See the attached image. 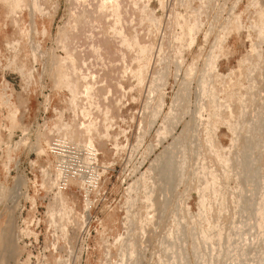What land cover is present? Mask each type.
Returning a JSON list of instances; mask_svg holds the SVG:
<instances>
[{"label": "rangeland", "instance_id": "374dc122", "mask_svg": "<svg viewBox=\"0 0 264 264\" xmlns=\"http://www.w3.org/2000/svg\"><path fill=\"white\" fill-rule=\"evenodd\" d=\"M0 264H264V0H0Z\"/></svg>", "mask_w": 264, "mask_h": 264}, {"label": "bare ground", "instance_id": "6f19581e", "mask_svg": "<svg viewBox=\"0 0 264 264\" xmlns=\"http://www.w3.org/2000/svg\"><path fill=\"white\" fill-rule=\"evenodd\" d=\"M126 38V37H125ZM193 38V37H192ZM127 39V38H126ZM211 65V64H210ZM208 67V66H207ZM202 200V199H201ZM203 201V200H202Z\"/></svg>", "mask_w": 264, "mask_h": 264}]
</instances>
